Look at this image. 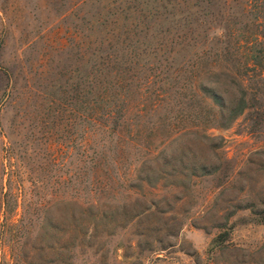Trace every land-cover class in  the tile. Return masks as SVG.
I'll return each mask as SVG.
<instances>
[{
    "label": "rangeland",
    "instance_id": "rangeland-1",
    "mask_svg": "<svg viewBox=\"0 0 264 264\" xmlns=\"http://www.w3.org/2000/svg\"><path fill=\"white\" fill-rule=\"evenodd\" d=\"M256 18L264 0H0V264H264V70L239 68L247 109L220 128L191 81Z\"/></svg>",
    "mask_w": 264,
    "mask_h": 264
},
{
    "label": "trees",
    "instance_id": "trees-1",
    "mask_svg": "<svg viewBox=\"0 0 264 264\" xmlns=\"http://www.w3.org/2000/svg\"><path fill=\"white\" fill-rule=\"evenodd\" d=\"M260 24L261 19L256 18L252 39H245L241 43L231 39L234 36L232 32L216 37L221 45L214 52L213 59L209 63H203L210 56L206 50H202V58L199 62H195L197 67L191 71L193 95L207 106V111L212 114L214 127L228 126L247 109V90L244 79L238 72L239 68L260 66L261 75L264 70V52L255 54V48L264 39ZM199 128L203 133L202 137L205 140H211V137L206 134L208 129ZM187 169L192 175L198 171L208 172L206 166L197 161L188 165Z\"/></svg>",
    "mask_w": 264,
    "mask_h": 264
}]
</instances>
